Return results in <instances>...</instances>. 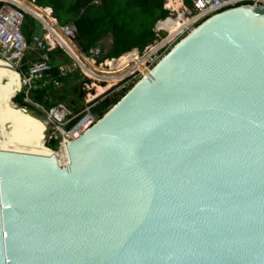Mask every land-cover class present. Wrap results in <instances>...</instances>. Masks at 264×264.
<instances>
[{
    "label": "water",
    "instance_id": "1",
    "mask_svg": "<svg viewBox=\"0 0 264 264\" xmlns=\"http://www.w3.org/2000/svg\"><path fill=\"white\" fill-rule=\"evenodd\" d=\"M59 151L0 149V264H264V8L203 20Z\"/></svg>",
    "mask_w": 264,
    "mask_h": 264
},
{
    "label": "built area",
    "instance_id": "2",
    "mask_svg": "<svg viewBox=\"0 0 264 264\" xmlns=\"http://www.w3.org/2000/svg\"><path fill=\"white\" fill-rule=\"evenodd\" d=\"M0 1L3 2V5L0 7V58L9 61L11 66L19 73L21 87L14 97L21 92L25 94L23 98L24 103H15V105L30 109L28 107L30 104L35 108H42L44 112H46L50 122L45 143L52 139L56 140L58 144L56 149L59 150L66 146L72 139L77 138L88 130L100 117L91 112V100L83 109V114L80 115V113L74 114L65 103H59L49 110H46L29 98L28 91L31 88H35L37 82L41 81L44 76H48L53 68L49 59V52L59 47L70 57L68 62L59 65L60 75H66L73 68L78 67L86 77L100 80L104 79V77L100 75L98 65L105 64L112 68L110 62L115 63L121 56L118 58L105 59L103 62L98 63L97 58L100 55V47L91 49L88 55H85L81 51L79 52L74 42L77 34L75 26L73 24L60 26L56 18L52 16L51 8L41 7L45 11L41 14L39 11L29 8L22 0ZM190 1L191 3L189 5L185 4V0L165 1L164 8L168 10L169 14L155 25L154 31L156 39L151 44H148L141 52L135 48L125 53L126 55L132 54L130 63H133L136 68L132 73L136 71L140 74L141 78H143L145 73L151 71L155 64L186 33L215 13L240 5H255L264 8V0ZM26 13H30L42 24L44 34H36L33 36V42L39 50V55L31 62L26 72L21 73L17 70V66L14 62L20 60L26 50L29 49V45L22 30ZM168 20L172 23H177L178 27L173 30L170 29L166 26L167 24H164ZM137 62H140V65H136ZM89 72L93 74H89ZM45 82H52L55 86H59L60 84L57 79L52 77H49ZM85 86L89 87V83H85L84 87ZM77 117H79L77 121L71 127H67L68 123Z\"/></svg>",
    "mask_w": 264,
    "mask_h": 264
},
{
    "label": "trees",
    "instance_id": "3",
    "mask_svg": "<svg viewBox=\"0 0 264 264\" xmlns=\"http://www.w3.org/2000/svg\"><path fill=\"white\" fill-rule=\"evenodd\" d=\"M33 2L36 6L51 8L52 16L56 18L60 26L73 24L76 28L74 42L82 53L88 55L90 50L100 47V55L97 62L105 59L118 58L122 60L125 53L137 48L140 52L156 39L154 27L156 23L169 14L164 8L166 0H26ZM190 0H185L189 5ZM3 2L0 1V7ZM164 24H174L170 20ZM177 25V24H176ZM174 26V28L176 27ZM170 26V29H174ZM29 49L26 50L20 60H16L17 70L26 72L29 65L39 55V50L33 42V36L43 33L42 24L32 15L26 13L22 25ZM124 54V55H123ZM123 55V56H122ZM49 59L53 65L48 76H44L37 82L35 88L28 91L29 98L49 110L51 107L65 103L74 112L77 105L82 101L85 90L84 84L89 83L78 67L73 68L66 75H60L59 65L66 63L70 57L59 47L49 52ZM116 61V62H117ZM131 58L123 64H130ZM122 66V67H123ZM113 68V66H111ZM121 67V68H122ZM119 69V68H117ZM49 77L57 79L60 84L55 86L52 82H45ZM111 83L108 84V86ZM132 87H124L114 96L105 94L93 101L91 112L102 117L121 97ZM103 90L105 87L98 86ZM24 92L17 94L13 101L18 104L24 103ZM28 107L36 112L33 105ZM37 113V112H36ZM71 120L67 127H71L78 119ZM46 146L57 148L56 140H49Z\"/></svg>",
    "mask_w": 264,
    "mask_h": 264
},
{
    "label": "bare ground",
    "instance_id": "4",
    "mask_svg": "<svg viewBox=\"0 0 264 264\" xmlns=\"http://www.w3.org/2000/svg\"><path fill=\"white\" fill-rule=\"evenodd\" d=\"M174 24H169L168 27ZM177 27L178 25L175 28ZM136 65H140V62ZM89 74L93 73L89 72ZM111 78L115 81L119 77L112 76ZM20 87L19 73L9 61L0 58V149L59 154L61 148L53 150L45 144L50 122L48 117L15 105L13 97Z\"/></svg>",
    "mask_w": 264,
    "mask_h": 264
},
{
    "label": "rangeland",
    "instance_id": "5",
    "mask_svg": "<svg viewBox=\"0 0 264 264\" xmlns=\"http://www.w3.org/2000/svg\"><path fill=\"white\" fill-rule=\"evenodd\" d=\"M25 4L29 8H31V5L28 2H25ZM77 48H78V46H77ZM78 51L80 52L79 48H78ZM129 59L127 57H124L122 60H119L115 63L111 62L110 64H111V66H113V68H110V67L106 66L105 64L98 65V69H100V71H99L100 75L103 76L104 79L100 80V79H96V78L94 79V78L88 77L90 79L89 87L85 86L83 88V90H85V93L83 95L82 101L77 105L76 112L73 111L74 114L80 113V115H82L83 109L89 104L88 102H90V100L93 101L94 99H96L100 96H104L105 94H107L109 96H114V94L118 93L124 87H129L130 85H134V83H136L141 78V76L136 71L134 73H132L133 70L136 69L135 65L133 63L126 64L123 66L125 61H128ZM117 68H119V69H117ZM112 76H116L119 78L114 81L111 78ZM110 82H112V83H111V85L108 86V84ZM98 86L105 87V89L101 90V89L97 88ZM96 93H97V95H96ZM93 94H94V97H93ZM36 112L43 117H47L46 112H44V110L42 108H39V109L36 108ZM53 150H55V149H53Z\"/></svg>",
    "mask_w": 264,
    "mask_h": 264
},
{
    "label": "crops",
    "instance_id": "6",
    "mask_svg": "<svg viewBox=\"0 0 264 264\" xmlns=\"http://www.w3.org/2000/svg\"><path fill=\"white\" fill-rule=\"evenodd\" d=\"M24 3L25 2H28V1H26V0H22ZM30 5H31V8L32 9H35V10H37V11H39L41 14H43L45 11L41 8V7H38V6H36L34 3H31V2H28ZM37 8H40V9H37ZM42 30H43V28H42ZM42 34H44V30H43V33L41 32L39 35H42ZM132 56V54H130V55H128V56H126L128 59L130 58ZM111 63V62H110Z\"/></svg>",
    "mask_w": 264,
    "mask_h": 264
}]
</instances>
